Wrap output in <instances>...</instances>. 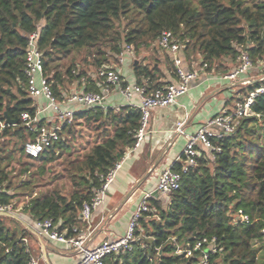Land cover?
<instances>
[{"label":"trees","instance_id":"16d2710c","mask_svg":"<svg viewBox=\"0 0 264 264\" xmlns=\"http://www.w3.org/2000/svg\"><path fill=\"white\" fill-rule=\"evenodd\" d=\"M165 31L173 32L189 61L200 56L209 71L224 66L225 58L238 65L246 50L264 73V0H0V114L19 119L0 127L1 203L15 207L17 197H29L22 208L34 221L49 218L61 223L59 232L77 235L73 228L84 204L135 144L142 116L131 105L78 111L74 122L62 127L59 141L38 158L29 157L24 146L37 133L27 129L21 116H34L37 110L27 91L30 35L39 33L44 73L61 102L77 89L101 92L105 79L98 76L99 68L115 69L126 46L139 52L157 44ZM61 59L70 61L62 67ZM169 70L178 80L174 62ZM134 72L148 92L168 84L160 79L159 67L138 63ZM263 84L242 85L233 98L244 100ZM252 108L264 113V93ZM82 123L94 127L97 137L83 157L72 160L71 141ZM215 144L220 152L204 153L187 171L182 161L173 166L182 173L180 188L169 194L166 205L148 199L149 209L135 230L137 240L130 250L111 255L109 264H198L200 251L177 254L172 238L193 248L205 237H216L220 247L210 255V264H264V117L239 119L235 132ZM65 153L70 195L60 189L34 194L39 181L51 174L48 163ZM239 209L249 215V223L237 222ZM7 221L18 222L0 215V264H30V231L12 229Z\"/></svg>","mask_w":264,"mask_h":264},{"label":"crops","instance_id":"0c3cea01","mask_svg":"<svg viewBox=\"0 0 264 264\" xmlns=\"http://www.w3.org/2000/svg\"><path fill=\"white\" fill-rule=\"evenodd\" d=\"M181 56L183 67L197 75L189 91L179 96L176 103L152 111L145 141L123 160L122 167L105 191L101 204L92 210L88 220L80 213L76 224L78 235L85 237V244L89 248H95L105 240H116L124 236L145 195L157 190L162 173L183 161L188 136L195 134L203 124L223 110L234 109L238 102L233 97L237 96L242 85L225 78L237 65L230 58L222 61L224 66L209 71L202 66L200 56L193 61L187 59L184 51ZM169 62H174L173 55L157 43L144 47L139 52L132 48L124 60L115 65V69L126 82L137 83L134 66L138 63L149 64L160 68V79L163 82H176L169 70ZM262 66H259L257 74H262ZM253 69L254 67L249 72ZM33 99L41 121L52 126L59 125L47 98L41 95ZM140 102L139 96H135L130 102L119 88H112L106 96L105 106L119 110L128 105L136 107L135 104ZM61 104L77 111L88 109L77 102L61 101ZM152 197L168 204V194L159 193ZM12 216L30 231L26 244L32 258L39 264H76L79 261L80 255L74 249L41 234L35 226L36 221L29 214L20 213L15 216L13 212Z\"/></svg>","mask_w":264,"mask_h":264},{"label":"built area","instance_id":"2783aa9c","mask_svg":"<svg viewBox=\"0 0 264 264\" xmlns=\"http://www.w3.org/2000/svg\"><path fill=\"white\" fill-rule=\"evenodd\" d=\"M39 33L35 32L30 35L27 53L26 74L28 78L27 91L29 96H45L49 102V106L54 110L59 120V125H49L41 123L39 111H36L32 116L28 112H24L21 119L27 129L31 132H36L37 136L34 141H28L24 150L31 158H38L48 147L60 140V131L65 124H72L75 120L77 110L64 107L61 102L54 96L51 86L48 83L47 77L44 73V56L38 45ZM159 45L168 50L173 55L174 63L178 69V80L170 82L160 88H156L148 92L144 85L137 83H126L123 76L114 68L101 67L98 69V76L105 79L101 92H86L84 90L75 91L72 96L67 99V102H77L86 108L104 107L106 96L111 92L112 88H119L121 93L132 102L135 96L141 99L140 104H135L141 112L140 127L135 133V144L129 149L127 154L116 163L115 167L106 176L105 182L97 191L96 196L91 202L85 203L81 211L82 217L86 220L90 219L92 210L101 204L105 191L110 183L114 180L118 170L122 167L123 160H125L131 153L141 147L145 141L148 133L149 120L154 109L160 107H167L176 103L179 96L186 94L191 86L192 81L196 78V73L186 70L183 67V51L182 44L174 36L173 32H163L158 41ZM132 51L131 46H126L124 52L121 54L120 60H124L126 55ZM207 67V64L203 66ZM253 67V61L248 52L244 50L239 56V64L228 74L225 78L236 82L238 85L247 86L255 81H264V75L258 80H254L248 73ZM262 75V74H261ZM264 93V84L251 92L246 99L238 101L232 110H223L221 113L214 116L207 123L203 124L198 131L188 136L187 144L184 151V171L195 166L197 160L204 153L220 152L221 147L215 144V140L223 139L226 136L235 132L238 120L245 117L257 116L264 117V113H257L253 110L252 104L257 96ZM4 114H0V127L3 129L9 124ZM18 124V123H17ZM182 181V173L170 167L166 169L159 180L157 191L159 193L170 194L180 188ZM3 189L0 187V195ZM153 196V193L145 195L141 201L137 211L135 212L129 226L127 233L116 240H105L95 248H89L85 244V237L79 236L77 227L73 228L77 235L67 236L66 232H59L58 228L61 223L55 224L52 219H44L36 221L35 226L41 234H45L53 240H57L66 244L69 248L74 249L79 255L80 259L76 264H109L108 258L111 255L119 254L124 250H130L132 243L137 240L135 230L138 227L139 219L145 211H148V199ZM13 211L12 204H3L0 201V212ZM237 222L249 223L250 217L244 213L242 209L237 212ZM264 231V230H263ZM172 241L177 245L176 253L193 256L195 251H200L201 258L198 264H210V255L220 250L217 244L216 237L203 238L198 241L193 248L177 244L176 238ZM30 264H39L34 258L31 259Z\"/></svg>","mask_w":264,"mask_h":264},{"label":"rangeland","instance_id":"374dc122","mask_svg":"<svg viewBox=\"0 0 264 264\" xmlns=\"http://www.w3.org/2000/svg\"><path fill=\"white\" fill-rule=\"evenodd\" d=\"M247 1L251 2V0H247ZM74 55H72V56H74ZM81 57L82 56L80 54H78V56H77L78 60ZM69 61H70V59H61L60 63L62 64V67H64L65 64ZM253 67H254V69L251 72H249L248 75L252 76L254 80H258L261 76L264 75V73L262 71L261 72L262 75L257 74V73H259L258 71H260V68L255 63H253ZM255 68H257V69H255ZM96 137H97V132L94 131V127H92V126L88 127V125L86 123H82V125H80L77 128V132L75 134L74 140L71 141L72 142L71 159L75 160L78 157V155L83 157V155L90 150L91 146L94 145V142H95L94 140L96 139ZM10 146L11 147L13 146L12 140H11ZM66 159H67V154L65 153L64 157H62L61 159L56 160L53 163H48L47 167L50 168L51 174L50 175L46 174L45 179L39 181L41 185L36 187L34 194L35 193L42 194V193H46L50 190L60 189L62 193L70 195V193L73 189V185H72V181L70 179V174L66 170V166H67V160ZM15 169L18 170L19 167H16ZM25 178H27V176ZM28 199H29V197H25V196L17 197L14 200L15 207H13L12 214H13V212H14L15 216H18L20 213L24 214L25 212L23 211L22 207L24 206L25 202ZM25 214H27V213H25ZM9 217H13V216H9ZM7 225L10 226L12 229H15V228L21 229V227H23L19 221L18 222L7 221ZM258 246H260V245H258ZM261 254H262V252L260 253V255Z\"/></svg>","mask_w":264,"mask_h":264},{"label":"water","instance_id":"95a60500","mask_svg":"<svg viewBox=\"0 0 264 264\" xmlns=\"http://www.w3.org/2000/svg\"><path fill=\"white\" fill-rule=\"evenodd\" d=\"M7 121L10 123V124H17L19 119L18 118H15V119H11L8 115V113H4ZM159 194V192L156 190L154 193H153V196H157ZM0 215H4V216H12L13 214L10 213V212H0Z\"/></svg>","mask_w":264,"mask_h":264}]
</instances>
